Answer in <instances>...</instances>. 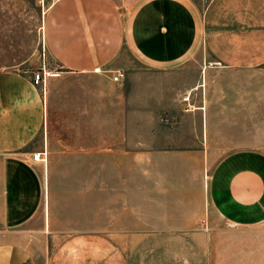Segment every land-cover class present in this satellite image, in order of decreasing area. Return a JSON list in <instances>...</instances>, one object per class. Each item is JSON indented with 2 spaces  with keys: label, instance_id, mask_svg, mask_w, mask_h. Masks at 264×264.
I'll return each instance as SVG.
<instances>
[{
  "label": "crops",
  "instance_id": "crops-1",
  "mask_svg": "<svg viewBox=\"0 0 264 264\" xmlns=\"http://www.w3.org/2000/svg\"><path fill=\"white\" fill-rule=\"evenodd\" d=\"M43 37L62 69L44 88L31 74L0 70V264H37L28 239L61 234L50 231L56 220L44 203H59L62 196L52 197L62 192L63 172L67 205L87 206L89 214L97 189L99 204L112 213L95 233L70 236L138 235L139 197L156 204L159 221L168 220L165 206L173 199L183 229L197 222L202 175L195 164L188 171L186 161L202 156L209 141L217 109L211 79L222 72L264 77V0H208L203 7L193 0H133L126 10L119 0H54ZM122 50L156 73L179 70L202 51L208 59L184 98L187 107L169 104L178 115L167 119L171 127L150 129L131 145L123 77L113 79ZM35 152H45V160L33 159ZM207 197L224 222L242 231L241 242L227 248L233 262L264 264V151L239 147L223 155L210 172ZM117 257L90 264H127Z\"/></svg>",
  "mask_w": 264,
  "mask_h": 264
},
{
  "label": "rangeland",
  "instance_id": "rangeland-1",
  "mask_svg": "<svg viewBox=\"0 0 264 264\" xmlns=\"http://www.w3.org/2000/svg\"><path fill=\"white\" fill-rule=\"evenodd\" d=\"M53 1L0 0V70L26 72L32 76L40 71L44 72L45 80L62 70L48 53L43 37L44 16ZM119 1L126 10L133 0ZM193 1L203 7L208 0ZM116 64L123 73L124 98L128 100L125 119L128 123L124 131L131 145L136 138L145 140L150 129L163 131L162 128L171 127L167 119L170 122L178 115L170 112L169 104L174 102L181 110L187 107L184 98L189 97L190 89L201 79L208 59L202 51L179 70L156 73L139 65L122 50ZM260 80L264 81V77L225 72L211 79V93L217 109L212 114L214 124L209 131V141L203 144L202 156L186 161L188 171L195 164L202 175V214L197 222L189 221L188 228L183 229L185 223L179 220L175 210L178 206L173 199L165 206L171 210L168 220L159 221L156 204L139 197L136 206L139 219L135 222L138 235L70 236L83 231L95 233L106 221L109 223L112 213L109 206L99 204L97 189H92L89 214L87 206L67 205V174L63 172L60 173L62 192L52 197L62 196L55 199L59 203L52 199L44 203V213L49 208L56 220L50 231L61 234L28 239V248L37 264H90L105 259V255L108 261L117 260L118 255L117 258L122 257L127 264H237L233 262L234 252L228 253L227 248L236 246L234 242H241L242 231L233 229L215 213L208 201L207 188L213 166L226 153L239 147L264 151V83L261 86ZM153 117L157 125H147L145 122ZM144 160L146 158H140L139 164H144ZM124 161L129 163L130 158ZM97 176L92 173V182ZM129 207L123 205L122 209L125 211ZM117 223L126 228L127 222ZM163 225L165 230L159 231Z\"/></svg>",
  "mask_w": 264,
  "mask_h": 264
},
{
  "label": "built area",
  "instance_id": "built-area-1",
  "mask_svg": "<svg viewBox=\"0 0 264 264\" xmlns=\"http://www.w3.org/2000/svg\"><path fill=\"white\" fill-rule=\"evenodd\" d=\"M102 71L100 68H94V72H100ZM123 77V73L120 71H117L116 74L113 76L114 80H119V78ZM32 83L35 86H41L44 88L45 86V74L44 72H35L32 76ZM33 159L35 160H45V152H35L32 154Z\"/></svg>",
  "mask_w": 264,
  "mask_h": 264
}]
</instances>
